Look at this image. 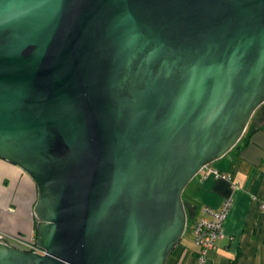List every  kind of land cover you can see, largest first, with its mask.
<instances>
[{"label":"water","instance_id":"obj_1","mask_svg":"<svg viewBox=\"0 0 264 264\" xmlns=\"http://www.w3.org/2000/svg\"><path fill=\"white\" fill-rule=\"evenodd\" d=\"M263 102L264 0H0V158L40 250L0 264H165Z\"/></svg>","mask_w":264,"mask_h":264},{"label":"crops","instance_id":"obj_2","mask_svg":"<svg viewBox=\"0 0 264 264\" xmlns=\"http://www.w3.org/2000/svg\"><path fill=\"white\" fill-rule=\"evenodd\" d=\"M255 119L236 145L207 165L230 175V182L199 171L184 186L181 198L189 226L171 264H195L192 222L203 206L217 209L224 201L229 206L223 236L207 251L204 264H264V125ZM35 198L36 187L28 175L0 158V234L34 238Z\"/></svg>","mask_w":264,"mask_h":264},{"label":"built area","instance_id":"obj_3","mask_svg":"<svg viewBox=\"0 0 264 264\" xmlns=\"http://www.w3.org/2000/svg\"><path fill=\"white\" fill-rule=\"evenodd\" d=\"M200 171L204 174H212L215 178L231 181L230 175L227 173L218 172L208 166L202 167ZM228 206L229 201L222 202L217 209L203 206L200 215L192 222L191 232L195 245V264H204L207 251L212 249L215 241L223 236L222 223L226 217ZM263 206V203H260V207L262 208ZM0 242L25 251L40 253V250L35 245L34 238L22 239L16 236L0 234Z\"/></svg>","mask_w":264,"mask_h":264},{"label":"rangeland","instance_id":"obj_4","mask_svg":"<svg viewBox=\"0 0 264 264\" xmlns=\"http://www.w3.org/2000/svg\"><path fill=\"white\" fill-rule=\"evenodd\" d=\"M263 111H264V102L261 105H259L255 109V111L252 113V115H251V117H250V119H249V121H248V123H247V125L245 127V130H247V129L249 130L250 125H251L252 121L255 119V117H257L255 119V121H257V124L264 125V117L262 115ZM188 226H189V221L186 222V226H185L186 227V230L184 229V231H185L184 233L185 234H187Z\"/></svg>","mask_w":264,"mask_h":264},{"label":"trees","instance_id":"obj_5","mask_svg":"<svg viewBox=\"0 0 264 264\" xmlns=\"http://www.w3.org/2000/svg\"><path fill=\"white\" fill-rule=\"evenodd\" d=\"M242 135H243V134H242ZM242 135H241V137L239 138V140L236 142V144L241 140ZM236 144H235V145H236ZM182 202H183V201H182ZM183 206H184V210H185V204H184V203H183ZM185 213H186V211H185ZM186 222H187V213H186ZM177 246H178V243H177V245L172 249V251L170 252V254L168 255L165 264H171L173 261H175L174 254H175V250H176Z\"/></svg>","mask_w":264,"mask_h":264}]
</instances>
